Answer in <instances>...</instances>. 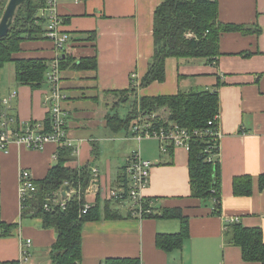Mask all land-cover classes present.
I'll return each instance as SVG.
<instances>
[{"label": "crops", "instance_id": "obj_1", "mask_svg": "<svg viewBox=\"0 0 264 264\" xmlns=\"http://www.w3.org/2000/svg\"><path fill=\"white\" fill-rule=\"evenodd\" d=\"M163 1L59 0V31L66 36L63 48L59 51L55 40L45 34L41 39L22 41L13 54V60H46L49 69L59 57L61 64L68 57L78 65L84 61L81 67L73 63L60 66L67 136L74 151L66 164L88 167L91 180L84 190L85 202L95 205L98 200L101 208L109 202L113 217L85 223L80 264H103L115 257L139 258L141 264H263L245 260L241 246L226 241L225 222L238 217L246 227L261 228L264 236V187L259 182L264 174V0H218L221 22L250 30L222 32L221 53L212 63L203 58L168 57L165 81L141 86L155 52V11ZM10 62H14V74L2 78L0 93L8 96L17 91L12 104L20 120L47 119L50 83L47 79L40 86L21 83L15 61ZM215 87L220 98L221 215L214 214L213 201L191 195L187 148L163 153L160 143L150 138L155 147L139 150L154 162L143 192L154 213L178 208L188 218L189 236L183 246L166 251L156 245V236L179 232V218L140 217L129 200L110 199L106 194L110 188H122L128 159L138 150L133 121L129 129L115 131L107 117L109 113L122 116L121 108L127 107L133 95L140 101L144 96L177 94L180 89ZM163 112L167 114V108L155 114L166 119L168 114L163 116ZM58 149L54 141L41 149L19 143H12L5 152L0 149L1 219L17 223L12 235L0 236V264H52L50 248L56 232L43 228L38 217L22 216L19 183L22 169H28L35 180L43 179L56 163ZM241 175L252 177L250 195L234 192L233 180ZM28 238L33 240L32 254L24 262L22 248Z\"/></svg>", "mask_w": 264, "mask_h": 264}, {"label": "trees", "instance_id": "obj_2", "mask_svg": "<svg viewBox=\"0 0 264 264\" xmlns=\"http://www.w3.org/2000/svg\"><path fill=\"white\" fill-rule=\"evenodd\" d=\"M8 0H0V15L3 13ZM46 6V0H27L17 10L9 33L0 38V69L10 61H15L16 77L23 84L40 86L45 81L49 63L43 59H15L13 54L20 50L24 40L44 38L47 31L48 16L41 15L40 9ZM250 30V28L227 24L219 20L218 0H164L156 9L154 16L155 52L149 63V69L141 81V86H147L154 81L163 82L166 79V59L203 58L212 63L220 55L219 38L222 32L230 30ZM258 31V30H257ZM95 37V35H90ZM47 37V36H46ZM48 38V37H47ZM60 66L73 63L75 59ZM75 63V64H74ZM97 61L95 59L96 66ZM219 85V84H218ZM133 84L132 92L137 90ZM130 91V92H131ZM131 92V93H132ZM135 93V92H134ZM161 108H167L168 116L155 118V126H166L176 123L190 131L206 129L209 120L215 118L220 109V98L217 87L204 89H180L177 94L144 96L135 101L132 110L126 117L118 113L108 114V124L115 131L129 129L131 122L139 113L155 114ZM218 125L215 121L214 126ZM51 118L44 120V131L51 128ZM174 146L169 145L168 152ZM189 168L191 195L203 201H213V211L216 215L222 213V178L220 168V143L213 135L194 137L190 141ZM73 146H61L58 149L56 163L49 169L41 180H35L37 191L28 198L23 206L22 216H35L41 219L42 227L53 229L56 239L50 248L52 264H80L83 254V227L86 222L111 218L112 210L109 202L101 208L97 200L86 213L82 212L85 205L84 190L91 180L88 167L72 168L66 163L73 158ZM76 191L67 200L65 208L53 206L45 209L48 198L58 192L66 183ZM260 187H264V174L259 178ZM124 182V186H126ZM236 195L252 193L251 175L236 176L233 180ZM144 208L152 212L143 216H162L179 218L181 230L177 233H158L156 245L166 251L181 248L189 236L188 218L181 209H162L161 214L154 213L150 200L144 198ZM17 223H8L1 219L0 206V236H10ZM225 238L227 242L242 248L243 258L247 261H261L264 264V236L259 227H246L241 222H225ZM11 264H18L11 261ZM103 264H141L139 258L115 257L107 258Z\"/></svg>", "mask_w": 264, "mask_h": 264}, {"label": "built area", "instance_id": "obj_3", "mask_svg": "<svg viewBox=\"0 0 264 264\" xmlns=\"http://www.w3.org/2000/svg\"><path fill=\"white\" fill-rule=\"evenodd\" d=\"M59 0H46V6L40 9V16H48L46 36L55 40L57 48L60 51L63 48V42L66 39L65 34L59 31L61 20L57 14V5ZM47 80L50 83V90L46 95V103L49 107V116L51 118V130L44 131V120H29L22 121L18 118L12 104L13 99L17 96V91L14 90L8 96H3L0 93V149L8 151L12 143L23 144L31 149H41L50 141L57 142L61 146H73L71 140L67 136L66 119L67 112L63 107L66 95L61 86V69L60 57L55 60L50 69L47 71ZM157 114L139 113L136 119L133 120L132 129L137 140L141 141L144 137H153L161 142V151L168 152L169 145L175 147H185L190 149V141L194 137L204 135H213L219 140L220 132L218 125L214 126L215 121H218V114L214 119L209 120L210 126L206 129H195L193 131L183 128L178 124L168 123L166 126H155V118ZM154 162L141 156L139 150L133 151L128 159L124 173L126 177V186L121 189L110 188L106 192L110 199L129 200L134 206V213L137 216L143 217L144 213L152 212L151 209L144 208L143 192L150 182L151 170ZM69 185V183H66ZM65 184V185H66ZM70 190L66 196L62 194V188L47 199L45 209L51 210L53 206L67 205V200L78 191L69 185ZM37 191V185L32 173L28 169H22L20 172L19 192L21 202L24 206L25 201L33 197ZM89 203H85L82 212L86 213L90 208ZM226 221H239L238 217L230 218ZM33 240L26 239L23 243L22 253L23 261L27 262L31 257V246ZM30 264H35L31 262Z\"/></svg>", "mask_w": 264, "mask_h": 264}, {"label": "rangeland", "instance_id": "obj_4", "mask_svg": "<svg viewBox=\"0 0 264 264\" xmlns=\"http://www.w3.org/2000/svg\"><path fill=\"white\" fill-rule=\"evenodd\" d=\"M9 1V0H8ZM8 1H7V3H8ZM6 6H7V4H6ZM6 8V7H5ZM5 10V9H4ZM18 10V9H17ZM4 12V11H3ZM2 15H3V13L0 15V19H1V17H2ZM16 16V15H15ZM15 19V18H14ZM14 22V21H13ZM13 74H14V62H7L1 69H0V84H2L3 83V80H2V78L4 77V80H7V78H9V76H13ZM135 101H136V99H135V96L133 95L132 96V98H131V101L130 102H128V104H127V107H122L121 108V115L122 116H126L128 113H129V110L132 108V106H133V104L135 103ZM166 113L165 112H163V116H166L167 114H168V112H167V114L165 115ZM160 116V115H159ZM162 117V116H161ZM163 118V117H162ZM124 130H126V129H124ZM150 138H153V137H144L143 139H142V141H140L139 142V140H137V141H135V145H136V148L138 149V150H141V149H147V148H151V147H155V145H156V142L155 141H151V139ZM153 140H157V142H158V144H159V146H158V148H159V151L161 152V150H160V148H161V142H160V140H158V139H154L153 138Z\"/></svg>", "mask_w": 264, "mask_h": 264}, {"label": "water", "instance_id": "obj_5", "mask_svg": "<svg viewBox=\"0 0 264 264\" xmlns=\"http://www.w3.org/2000/svg\"><path fill=\"white\" fill-rule=\"evenodd\" d=\"M27 0H9L7 6L0 19V38L5 37L10 30L11 24L14 21L17 9ZM70 190L69 185H64L62 188L63 196L67 195Z\"/></svg>", "mask_w": 264, "mask_h": 264}]
</instances>
